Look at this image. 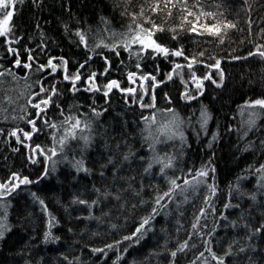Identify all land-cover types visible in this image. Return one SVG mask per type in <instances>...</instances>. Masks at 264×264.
Masks as SVG:
<instances>
[{
	"label": "trees",
	"instance_id": "16d2710c",
	"mask_svg": "<svg viewBox=\"0 0 264 264\" xmlns=\"http://www.w3.org/2000/svg\"><path fill=\"white\" fill-rule=\"evenodd\" d=\"M153 3L154 0H38L37 6L33 0H23L15 5L11 23L16 33L23 35L24 39L19 45L13 46L19 47L22 60L26 58L27 47L33 50L34 56L39 57V62H44L45 54L37 47L43 41L47 45V55L64 56L69 62V72H73L74 63L83 61L88 52L83 45L77 44L76 27L86 33L90 47L101 40L107 43L113 39L111 33L119 34L126 30L131 23L129 14L139 12L143 6L145 14L151 15L157 24L165 28L164 32L155 33L154 38L158 42L169 48L183 46L187 56L205 51V56L201 58L204 64L214 62L210 56L219 58V69L222 70L224 79L219 87L211 81H204L203 93L187 101L179 95L184 91V85L180 76L174 73L171 80H166L155 89L154 110L126 104L124 94L115 89L109 93L107 103L101 93L94 96L84 91L73 94L68 91L69 82L60 79L59 69L56 74L46 73V85L55 82L63 93L58 102L65 115L69 105H76L79 111L87 112V105L93 99L99 108L106 111L94 118L95 139L83 157L85 166L90 169L88 173L76 172L68 161L61 160L58 155L53 158L58 160L55 171H52L51 161L48 163L50 174L47 178L21 185L9 197L0 201V216L7 213L10 229L0 238V264H169L172 259L169 250H174L184 240H188L190 247L177 252L174 264H189L190 260L197 259L198 252L204 251L205 239L211 240L213 250L219 254L231 239L245 235L243 223L234 228L231 221L243 216L244 222L252 227L264 221V173L257 171L259 165L264 163V145L261 144L264 141V111L255 109L259 116L256 126L249 129L247 120L251 109L245 105L246 100L264 98V57L256 49V45L264 46V0H188V6L193 12L198 13L202 7L205 12L216 13V18L213 20L212 17H201L195 33L188 31L190 25L185 24L183 31H177L176 40L171 38L169 29L181 23L182 13L179 9H173L171 17L165 11L150 13L147 9ZM188 20L192 24L196 23L194 17H188ZM216 21L235 24L234 28L222 31V42L218 37L209 35L202 26ZM139 22L143 23L142 20ZM37 24L39 29L36 28ZM65 24L68 25L67 32ZM144 26L148 27L147 24ZM103 51L111 58L109 73L106 76L99 75L104 64L95 55L89 65L91 70L98 73V84L115 78L121 81L122 86H126L127 71L151 72L156 75L157 80H164L165 73L172 70L171 62L186 63L183 57L171 55L167 59L155 56L137 61L135 57L129 58L128 53L123 50L118 58L111 56L108 49ZM249 52L254 54L249 56ZM13 58L12 54L6 53V46L0 39V64L10 67ZM121 60L124 61L123 65L120 64ZM137 62L141 63V70L135 68ZM157 65L158 72L155 71ZM14 71L21 77L17 81L8 76L0 77V129L3 130L0 132V180L10 171L29 175L35 180L43 170L42 158L37 157L40 161L38 163L29 161V150L17 143L15 137L8 135L14 127L29 130L26 125L27 116L25 119L19 118L25 115L21 112V107L25 106L27 90L23 77L28 70L18 68ZM194 71L197 76L209 72L213 79L219 80L217 69H207L203 64H197L194 65ZM182 75L184 80H188L186 67L182 70ZM35 78L34 74L29 73L27 83L31 84ZM77 85L81 86V82H77ZM165 92L171 98L170 104L163 99ZM192 94L195 95V92ZM147 101L146 96L145 102ZM202 107L207 109L211 117L204 130L200 129L199 124ZM163 108L174 109L178 118L183 121L181 130L184 141L182 143L177 137L156 145L158 152H169L176 156L174 167L161 173L160 165L154 162L145 172L144 168L152 152L141 134L144 122L140 120V116H149L155 111L157 122L163 123L171 119L170 113L157 111ZM32 111L30 107L26 108V112ZM47 117L57 123L61 119L55 107L48 109ZM37 128L38 131L33 133L28 143L50 146L52 130L43 126L41 121H37ZM245 131L247 135L244 134ZM129 151L132 155L121 163V170L115 176L111 165L103 169L104 175L100 176V165L106 162L108 156H113L119 162L118 157ZM76 156L77 159L80 158L78 152ZM202 165H210L209 175L204 179L217 189L211 198L215 213L203 202V196L208 191L206 184L198 185L194 191L190 187L184 193L186 200L177 193L173 201H168L166 208L158 209V214L150 221V229L139 243L129 245L127 241H122L118 247L105 249L106 255L91 252V248H103L104 244L119 240L133 231L140 217L150 211L155 192L164 191L168 187L166 177L194 176L195 169ZM189 168L193 170L191 173L188 172ZM211 168L215 169L214 173ZM93 186L101 192L106 189L110 192L122 190V198L117 201L111 196L97 197L92 191ZM33 193L44 200L58 223L47 226L48 217L33 198ZM251 193L256 194L255 201L250 199ZM74 196L88 200L99 199L98 205L92 208L91 217L86 218L88 210L84 205L73 203ZM140 199L145 203L141 204ZM228 202L232 205L239 204V208L225 209L223 205ZM201 206H205V216L200 220L198 229L193 230L191 224ZM220 212L224 213L227 220L220 217ZM217 220L218 224L215 223ZM213 226L216 227V232L213 237H207L206 233ZM45 231L51 234L50 238L45 239ZM189 232L194 233L191 239ZM196 232L201 234L197 235ZM56 237L59 239H55ZM250 243L254 248L233 255L227 264H249V259L251 264H264V230L256 234ZM125 247L128 248L127 252L123 251Z\"/></svg>",
	"mask_w": 264,
	"mask_h": 264
},
{
	"label": "snow or ice",
	"instance_id": "6c2138e0",
	"mask_svg": "<svg viewBox=\"0 0 264 264\" xmlns=\"http://www.w3.org/2000/svg\"><path fill=\"white\" fill-rule=\"evenodd\" d=\"M22 3L23 0H0V39H2L3 44L6 46V53L12 54L14 56L11 66L4 67L0 64V77L8 76L11 77L13 81L19 80L21 77L17 75L14 69L22 68L28 70L23 77L25 79V89L27 90L25 106L21 107V112L25 115L20 116V119H26V125L29 126V130L24 128L14 127L8 133L9 136L15 137L16 142L23 144L28 150L30 155L28 156L29 161L32 163H38L37 157L42 158L43 170L35 180L31 179L29 175H23L17 171H10L9 174L2 180H0V201H3L5 197H9L14 191L20 188L21 185H29L34 182H39L41 179L47 178L50 174L48 169V163L51 161L52 171H55L56 165L58 163V157L61 160L68 161L72 168L76 172L88 173L90 169L85 166L84 153L90 148L94 142L96 129L94 126V118L99 117L102 112L106 111L104 108H99L96 105L95 99L92 100L91 104L87 105L88 111L81 112L76 105H69V110L67 115H65L64 109L58 102L62 91L58 89L57 83H45V74H56L58 69L60 70L62 81L69 82L68 91L75 94L80 91L88 92L93 94L101 93L105 103L109 97V93L113 89L118 90L120 93L124 94L125 103L136 104L141 109H154L156 110V93L155 89L158 85L164 83L166 80H171L173 74L176 73L180 76L181 83L184 85V91L180 92L179 95L184 100L190 101L200 96L204 91V81H211L212 84L217 87L223 82V72L219 69L220 59L215 56H210L209 58L213 60V63L204 64L203 58L205 56V51H199L191 56L185 55L183 46L176 48H169L163 43L158 42L154 38L155 33L164 32L165 28L161 24H157L155 20L152 19L151 15L145 14V9L141 6L139 12L130 13L131 23L127 25L126 30L122 33H111L113 39L110 42L100 41V43H93L90 47L88 39L86 38V33L79 27L75 28V36L78 37L77 44L83 45L88 52L85 54V59L83 61H77L74 63L75 70L69 72L68 70V60L64 56L54 57L47 55L46 49L47 45L41 42L37 45L42 53L45 54V61L39 62V57L33 55V50L25 47L26 58L21 59L19 47H14L13 45H19L20 41L24 39L23 35L16 33L14 25L11 21L15 12V5L17 3ZM33 3L37 6L38 0H33ZM163 5V7H162ZM179 9L182 13L180 19L181 23L169 29L172 33V39H177V31H183L185 24H189L190 27L188 31L197 32V25L200 24L201 17H212L213 20L216 18V13L205 12L202 7L199 8V12H193L188 6V0H154V3L147 9L148 12L153 14H159L161 11H165L168 17L172 16V10ZM188 17H194L196 23L192 24L188 20ZM143 21V23L139 21ZM147 24L148 27L144 25ZM204 30L212 36L219 38L220 42L223 41L222 31L228 28H234L235 24L230 21H216L215 23L208 25L204 23ZM39 29V24L36 25ZM65 31H68V25H64ZM41 36L43 33L41 32ZM264 46L256 45L258 54L264 57V50H261ZM97 49H100L99 51ZM103 49H108L111 56L118 58L120 56L121 50L127 52L129 58L135 57L137 61L145 59L146 57H155L157 54L163 56L165 59L171 56L183 57L185 64H180L176 62H171L172 70L165 73L164 80H157L156 75L151 72L143 71H127L126 72V86H122L120 80L111 78L107 79L106 82L98 84L97 83V71L91 70L89 65L93 60V55L99 57L104 64L103 71L99 73L100 76H106L112 67L111 58L109 55H105ZM91 53V54H89ZM254 53L249 52L248 55L252 56ZM232 59H239V57H232ZM55 61V62H54ZM120 64L123 65L124 61L121 60ZM203 64L207 69H217L219 80L213 79L209 72H205L203 75L197 76L194 71V65ZM35 65V67H33ZM187 68L189 76L188 80H184L182 75V70ZM135 68L137 70L142 69L141 63H135ZM83 70V71H82ZM155 71H159V66L157 65ZM29 73L35 75V80L31 84H28ZM77 82H81V86L78 87ZM147 82V83H146ZM191 84V88L189 87ZM195 92V95L192 92ZM148 97V101L145 102V97ZM163 99L169 104L171 103V98L167 92L163 93ZM245 105L251 109L248 114L247 125L249 129L256 126V120L259 113L255 109L264 111V98H256L251 100H246ZM30 107L33 111L31 113L26 112V108ZM50 107H55L59 111L61 119L60 121L53 122L48 119L47 111ZM75 109V111H73ZM157 111L170 113L171 119L166 120L163 123H158L156 119L155 111L149 116L141 114L140 120L144 122V128L141 129V134L145 142H147L148 149L152 152V155L148 158V164L144 168L147 172L152 164L155 162L160 165V172L164 173L165 169L173 168L176 156L169 152L160 153L157 151L156 145L163 144L167 140H173L179 137L180 141H184V133L181 130L183 121H181L172 108H163ZM210 114L206 108L202 107L200 111V129L204 130L207 125ZM37 121H41L43 126L52 130L51 134V145L42 146L40 143L31 144L30 141L33 133L38 131ZM3 130L0 129V132ZM247 135V131L244 133ZM215 138V134L213 135ZM264 145V141H261ZM211 146V143L209 144ZM119 147V145H117ZM15 151V149H13ZM79 153L80 158L77 159L76 153ZM69 154H71V159H69ZM132 153L125 152L114 159L113 156H108L106 162L101 167L100 176L103 177V169L111 165V171L113 176H115L120 170V165L122 162L127 161ZM143 159V157H140ZM210 165H202L200 168L195 169V175H181L172 177H166L168 181V187L164 191L157 190L155 195L151 200V208L147 215L140 217L139 223L136 225L135 229L131 231L128 235L122 236L119 240H113L111 243L104 244L103 248L93 247L91 248L92 253H101L106 255L105 249H112L114 246H119L122 241H127L129 245L139 243L140 239L143 238L145 233L150 229V221L154 219L155 215L158 214V209H163L167 207L168 201H173L174 197L179 193V195L184 196V193L191 189L194 191L195 188L200 184H206L207 194L203 196L204 205L207 206L211 212L215 213L216 209L211 204V198L215 195L217 189L214 184L207 183L204 179L209 175ZM193 170L189 168L188 172L191 173ZM214 173L215 169L211 168ZM258 172L264 173V163L259 165L257 169ZM259 179V178H258ZM181 181V183H178ZM92 191L97 194V197L103 196L105 198L111 196L113 199L119 201L121 200V191L117 190L115 192H110L107 189L101 192L99 188L93 186ZM33 198L38 201L41 206V210L44 215L48 217L47 226L50 227L53 223H58L56 217L52 215L47 205L43 199L36 196L35 193L32 194ZM138 196L139 193L137 192ZM187 199V196H184ZM250 199L255 201L256 194L251 193ZM73 203L84 205L88 210V217L92 216L93 206L98 205L99 199H84L80 196L73 197ZM140 203L144 204L145 201L140 199ZM205 206H201L198 212L193 218L191 228L197 230L199 227V222L205 216ZM6 207V205H5ZM135 207V205H132ZM225 209L229 207L239 208V204L232 205L230 202L223 205ZM220 217L227 220L223 212L219 213ZM99 219V217H96ZM216 224L219 223L217 220ZM239 223H243L245 230V235L240 238H233L227 244V246L221 250L218 254L217 251L213 250L211 246V240L205 239L203 241L204 251L197 253V259L190 260L189 264H227L228 259L233 257V255L245 253L247 250L254 248L250 243L253 237L261 233L264 230V221H261L258 226L252 227L248 223L244 222V217L241 216L238 220L231 221L232 226L235 228L239 226ZM149 226V227H146ZM115 227V225H113ZM207 227V225H204ZM9 225L7 222V213L5 212L3 216H0V238H3L6 231H9ZM179 230V229H178ZM71 231V229H69ZM216 232V227L213 226L210 231L206 233L207 237H213V233ZM139 234V235H138ZM193 232H189L188 236L191 239ZM195 234L200 235L201 233L196 232ZM45 239L51 237L48 231L44 233ZM55 239H59L56 237ZM243 241V243H241ZM190 247L188 240L181 241L174 250H169V256L172 258L169 264H174V259L177 256V252H183L185 249ZM191 247H194L192 245ZM124 252L128 251L125 247ZM205 252L207 257H205ZM67 259V257H64ZM119 259V256L117 257ZM249 264H251V259H249Z\"/></svg>",
	"mask_w": 264,
	"mask_h": 264
},
{
	"label": "rangeland",
	"instance_id": "374dc122",
	"mask_svg": "<svg viewBox=\"0 0 264 264\" xmlns=\"http://www.w3.org/2000/svg\"><path fill=\"white\" fill-rule=\"evenodd\" d=\"M156 56H160L159 54H157ZM189 87L191 88V85L189 84ZM114 90V89H113ZM194 92V91H193Z\"/></svg>",
	"mask_w": 264,
	"mask_h": 264
}]
</instances>
